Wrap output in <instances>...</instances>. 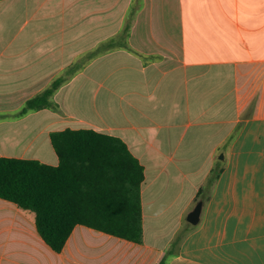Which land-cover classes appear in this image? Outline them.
I'll use <instances>...</instances> for the list:
<instances>
[{"label": "crops", "instance_id": "crops-1", "mask_svg": "<svg viewBox=\"0 0 264 264\" xmlns=\"http://www.w3.org/2000/svg\"><path fill=\"white\" fill-rule=\"evenodd\" d=\"M68 128L145 166L143 241L78 224L58 252L0 198V264H264V0H0V156L58 165Z\"/></svg>", "mask_w": 264, "mask_h": 264}, {"label": "trees", "instance_id": "trees-1", "mask_svg": "<svg viewBox=\"0 0 264 264\" xmlns=\"http://www.w3.org/2000/svg\"><path fill=\"white\" fill-rule=\"evenodd\" d=\"M130 24L122 37L127 39ZM113 40L99 46L109 50ZM128 43L126 42V46ZM78 69L73 66L37 95L19 115L55 107L54 94ZM52 144L60 162L0 156V198L34 215L41 237L54 250L64 249L78 224L127 240L142 242V185L145 166L120 137L94 129L55 131ZM214 172L209 185L217 178ZM167 257L159 264H166Z\"/></svg>", "mask_w": 264, "mask_h": 264}, {"label": "water", "instance_id": "water-1", "mask_svg": "<svg viewBox=\"0 0 264 264\" xmlns=\"http://www.w3.org/2000/svg\"><path fill=\"white\" fill-rule=\"evenodd\" d=\"M202 209H203V201H200L188 216V219L191 223L193 224L199 223L200 218H201Z\"/></svg>", "mask_w": 264, "mask_h": 264}, {"label": "rangeland", "instance_id": "rangeland-1", "mask_svg": "<svg viewBox=\"0 0 264 264\" xmlns=\"http://www.w3.org/2000/svg\"><path fill=\"white\" fill-rule=\"evenodd\" d=\"M80 4V3H79Z\"/></svg>", "mask_w": 264, "mask_h": 264}]
</instances>
